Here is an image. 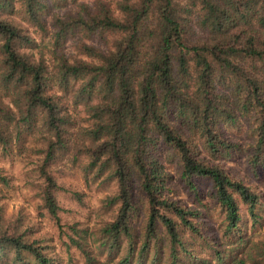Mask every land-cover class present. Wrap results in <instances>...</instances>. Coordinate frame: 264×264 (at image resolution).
<instances>
[{"label":"trees","instance_id":"16d2710c","mask_svg":"<svg viewBox=\"0 0 264 264\" xmlns=\"http://www.w3.org/2000/svg\"><path fill=\"white\" fill-rule=\"evenodd\" d=\"M15 148L86 264H264L245 232L264 225V0H0V154ZM57 164L105 189L94 224L63 222L60 193L87 194ZM1 201L0 264H61Z\"/></svg>","mask_w":264,"mask_h":264},{"label":"rangeland","instance_id":"374dc122","mask_svg":"<svg viewBox=\"0 0 264 264\" xmlns=\"http://www.w3.org/2000/svg\"><path fill=\"white\" fill-rule=\"evenodd\" d=\"M227 165L238 174H247L244 160L242 158L229 162ZM0 168H4L12 177V186L3 189V192L0 193V196H2L1 204L5 208L6 214L9 216L18 213L19 210L23 209L30 220L41 226L43 235L55 238V251L62 259L61 264H86L78 251L71 249V252H69L67 250L66 245L59 240L58 231L54 227L51 219L43 209H40L39 199L36 196L37 190L34 186L28 183L27 173L32 169L29 157H22L19 155L17 148H15L10 157H5L0 154ZM55 169H62V171L57 174L60 177L59 180L61 183L65 184L67 187L84 188V191L87 194L86 205L81 206L78 202L68 199V194L60 193V203L64 208V213L62 214L63 222L68 223L80 221L88 225L97 222L98 218L95 216V213L99 208V200L106 194L105 189L96 186L91 189L87 188L84 186V182L78 175H71L67 168L61 166V164H57ZM251 183L259 190L264 191V175L260 180L252 181ZM209 188L210 186L208 184L202 183L200 185V189L204 195H207ZM176 189V198L184 203H188L189 194L187 191L178 185L176 186ZM262 203V223L264 224V200ZM245 232L246 235L251 237L252 241L264 242V225L262 227L257 225L254 228L252 223L248 222Z\"/></svg>","mask_w":264,"mask_h":264}]
</instances>
